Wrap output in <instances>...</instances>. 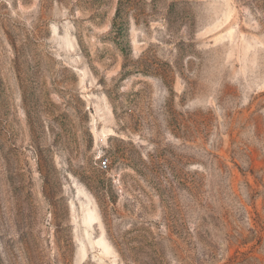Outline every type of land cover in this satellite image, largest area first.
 <instances>
[{
	"label": "rangeland",
	"instance_id": "1",
	"mask_svg": "<svg viewBox=\"0 0 264 264\" xmlns=\"http://www.w3.org/2000/svg\"><path fill=\"white\" fill-rule=\"evenodd\" d=\"M0 264H264V0H0Z\"/></svg>",
	"mask_w": 264,
	"mask_h": 264
},
{
	"label": "built area",
	"instance_id": "2",
	"mask_svg": "<svg viewBox=\"0 0 264 264\" xmlns=\"http://www.w3.org/2000/svg\"><path fill=\"white\" fill-rule=\"evenodd\" d=\"M98 163L101 168H106L108 165V159L106 157H100Z\"/></svg>",
	"mask_w": 264,
	"mask_h": 264
},
{
	"label": "bare ground",
	"instance_id": "3",
	"mask_svg": "<svg viewBox=\"0 0 264 264\" xmlns=\"http://www.w3.org/2000/svg\"><path fill=\"white\" fill-rule=\"evenodd\" d=\"M87 205L88 204H82V206H83V218H82V221L84 222V223H86L87 225H90L89 223H87L85 220H86V215H85V207H87Z\"/></svg>",
	"mask_w": 264,
	"mask_h": 264
},
{
	"label": "water",
	"instance_id": "4",
	"mask_svg": "<svg viewBox=\"0 0 264 264\" xmlns=\"http://www.w3.org/2000/svg\"><path fill=\"white\" fill-rule=\"evenodd\" d=\"M80 221L82 222V219L80 218Z\"/></svg>",
	"mask_w": 264,
	"mask_h": 264
}]
</instances>
